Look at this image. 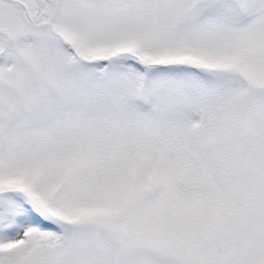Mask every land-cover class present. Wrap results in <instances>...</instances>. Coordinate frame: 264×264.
Wrapping results in <instances>:
<instances>
[{
	"label": "snow or ice",
	"instance_id": "snow-or-ice-1",
	"mask_svg": "<svg viewBox=\"0 0 264 264\" xmlns=\"http://www.w3.org/2000/svg\"><path fill=\"white\" fill-rule=\"evenodd\" d=\"M0 264H264V0H0Z\"/></svg>",
	"mask_w": 264,
	"mask_h": 264
}]
</instances>
